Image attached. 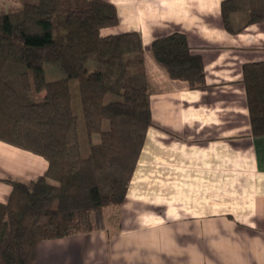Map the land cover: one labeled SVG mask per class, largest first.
Segmentation results:
<instances>
[{
  "label": "trees",
  "instance_id": "obj_1",
  "mask_svg": "<svg viewBox=\"0 0 264 264\" xmlns=\"http://www.w3.org/2000/svg\"><path fill=\"white\" fill-rule=\"evenodd\" d=\"M0 7V140L48 162L31 180L3 179L0 264H34L44 240L101 230L107 207L127 195L149 129L151 93L141 33L119 25L108 0H18ZM226 30L264 21V0H224ZM151 53L174 81L205 86L203 59L183 32L153 40ZM64 77L48 80L45 64ZM76 81L88 155L73 105ZM252 132L264 135V61L243 65Z\"/></svg>",
  "mask_w": 264,
  "mask_h": 264
},
{
  "label": "crops",
  "instance_id": "obj_2",
  "mask_svg": "<svg viewBox=\"0 0 264 264\" xmlns=\"http://www.w3.org/2000/svg\"><path fill=\"white\" fill-rule=\"evenodd\" d=\"M108 1L119 25L105 34L141 33L153 126L105 227L42 241L34 264H264V135L252 132L243 82V65L264 61V21L232 34L224 0ZM176 31L203 59L201 88L172 80L151 53ZM47 167L0 140V201L11 191L3 179Z\"/></svg>",
  "mask_w": 264,
  "mask_h": 264
},
{
  "label": "rangeland",
  "instance_id": "obj_3",
  "mask_svg": "<svg viewBox=\"0 0 264 264\" xmlns=\"http://www.w3.org/2000/svg\"><path fill=\"white\" fill-rule=\"evenodd\" d=\"M16 1V0H15ZM14 0H0V7L6 6L10 7L13 6ZM32 3H37L38 0H28ZM45 70H46V78L48 80L52 79H58L64 77V73L59 70V68L56 65H53L52 63H46L45 64ZM72 92H73V105L75 113L78 116L79 121V129H80V139H81V151L83 155H88L89 149H88V141L86 137L85 132V125H84V118H83V110L81 105V99L79 96V89L76 81H72ZM111 206L107 207L106 214L111 213Z\"/></svg>",
  "mask_w": 264,
  "mask_h": 264
}]
</instances>
